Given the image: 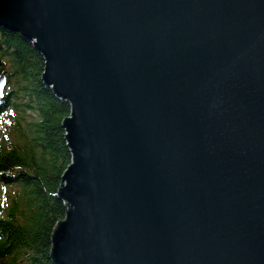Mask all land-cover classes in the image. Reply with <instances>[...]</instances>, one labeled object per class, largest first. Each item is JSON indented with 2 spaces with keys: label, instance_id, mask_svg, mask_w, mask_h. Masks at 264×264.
I'll use <instances>...</instances> for the list:
<instances>
[{
  "label": "water",
  "instance_id": "1",
  "mask_svg": "<svg viewBox=\"0 0 264 264\" xmlns=\"http://www.w3.org/2000/svg\"><path fill=\"white\" fill-rule=\"evenodd\" d=\"M0 23L71 107L53 264H264V0H0Z\"/></svg>",
  "mask_w": 264,
  "mask_h": 264
},
{
  "label": "trees",
  "instance_id": "2",
  "mask_svg": "<svg viewBox=\"0 0 264 264\" xmlns=\"http://www.w3.org/2000/svg\"><path fill=\"white\" fill-rule=\"evenodd\" d=\"M44 62L0 23V264H53L51 235L68 210L57 192L72 163L61 126L71 107L44 85Z\"/></svg>",
  "mask_w": 264,
  "mask_h": 264
}]
</instances>
